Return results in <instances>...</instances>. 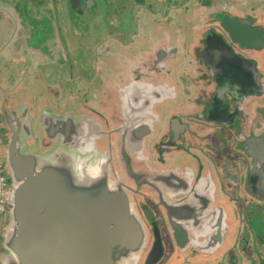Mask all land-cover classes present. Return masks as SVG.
<instances>
[{
	"label": "flooded vegetation",
	"instance_id": "obj_1",
	"mask_svg": "<svg viewBox=\"0 0 264 264\" xmlns=\"http://www.w3.org/2000/svg\"><path fill=\"white\" fill-rule=\"evenodd\" d=\"M57 1L58 13H63L59 2L66 4L68 1L75 11L80 8L78 12L83 16L97 4V0ZM116 1L110 0V5L113 6ZM191 1L202 4L200 9L204 17L210 18L211 13L216 11L211 7L214 0H210L212 3H207V0ZM52 2L55 0H47V3L33 0L35 7L42 10L35 17L41 13L49 17L51 13L56 21L60 14L55 13L56 6L53 7ZM127 2L122 7H116V13L124 15L130 5H135L137 8H134L131 21L137 28L129 32L127 40L124 38L128 29L120 26L127 20L126 14L120 19L122 23L115 24L117 35L115 31H108L99 43L112 40L120 48H133L139 57L132 53L113 57V65L124 63L133 68L123 85L125 90L116 91L114 103L119 107L114 105L111 110L116 125L105 129L97 139L91 136L90 131L85 134L89 139L95 137L100 143L102 136L106 138L105 146L96 143L97 148L107 156L105 164L100 167H108L111 183L118 181L125 185L132 207L145 228V244L134 261L127 264H151L149 257L157 239L161 242L162 255L153 264H264V245L260 246L264 241V226L258 233L255 232L249 221L253 211L244 208L245 200H251L256 205L254 212L257 216L264 215V74L261 70L264 69V48L242 46L223 26L224 17L229 15L249 18L253 26L264 28V21L261 20L264 15H224L223 9L222 17H214L204 24L205 30L194 41L189 39L187 46L171 36L165 44L152 47L153 50L147 52L157 34H166L162 27L164 19L169 18L164 12L165 5L162 8L153 0ZM177 6L174 5L173 9L182 8ZM94 11L90 13L94 14ZM154 12L159 13L160 20H153ZM21 13L19 11L18 15L22 24L30 30L34 24L29 22L26 12H23L24 17ZM111 18L109 16L115 22ZM59 22V29L66 30L61 19ZM160 22L158 30L149 29L152 23L157 25ZM213 31L222 34L239 54L253 60L261 77L260 92H256L254 85L244 88L242 84H233L225 92L228 104L225 105L219 93L220 88L226 89L225 83L221 81L219 86L213 68L201 54ZM169 55H172L174 64L170 62L172 59L168 60ZM170 66L171 70L168 69ZM172 66L177 73L181 69L182 75H169ZM185 94L189 96L188 104L195 107L191 112L184 108L182 101H174L181 95L183 100ZM154 104L157 109H154ZM159 104L166 106L165 112H172L165 121L160 117ZM44 109L41 107L36 116L31 115L30 110L25 114L22 108L11 113H14V127V118L23 124L20 137L25 149L43 152L45 156L50 152L56 154L61 145H69L66 141L71 136L66 130L78 139L69 123L64 126L63 132L59 129L51 135L44 123L47 122ZM2 110L0 127L6 147L11 128L3 119ZM157 118L161 122L159 128L151 125V121ZM104 121L106 124L107 119L103 118ZM89 163V160L83 161L85 169ZM174 174L181 180L176 179ZM1 244L3 253L0 254L4 258L8 256V251Z\"/></svg>",
	"mask_w": 264,
	"mask_h": 264
},
{
	"label": "water",
	"instance_id": "obj_2",
	"mask_svg": "<svg viewBox=\"0 0 264 264\" xmlns=\"http://www.w3.org/2000/svg\"><path fill=\"white\" fill-rule=\"evenodd\" d=\"M223 26L242 46L264 48V28L253 26L249 18L227 15ZM201 54L213 68L219 86L221 81L225 83L226 89L219 91L225 105H228L225 92L233 84H242L244 88L254 85L256 92L262 90L253 60L239 54L222 34L211 32ZM7 118L11 128L6 146L12 179L8 192L11 224L3 245L8 251L9 264L134 261L145 244L146 233L125 185L118 181L111 183L108 167L102 168L101 177L94 183L73 184L66 166L67 157L57 152L59 163L55 166L46 163L43 154L25 149L20 137L23 126L20 120L15 119L14 127L12 117ZM70 119L47 114L44 123L53 135L59 129L63 132ZM175 178L181 180L178 175ZM161 255V242L157 239L149 263H155Z\"/></svg>",
	"mask_w": 264,
	"mask_h": 264
},
{
	"label": "rangeland",
	"instance_id": "obj_3",
	"mask_svg": "<svg viewBox=\"0 0 264 264\" xmlns=\"http://www.w3.org/2000/svg\"><path fill=\"white\" fill-rule=\"evenodd\" d=\"M44 3H47V0H42ZM130 1V0H129ZM157 2L162 8L165 9L166 15L169 17L164 19L162 23V27L166 30L165 32H168L171 36H173L176 39L173 40H179L181 43H183L184 46H187V41L190 39V41H194L196 37H198L200 32L202 30H205L204 24H206L208 21L213 20L214 17L221 18L223 14V9H225L224 15L234 12L238 14H255V15H264V1L263 0H214L213 3L214 5H211L212 8H214L216 11L214 13H211V17H204L198 12V9H200V6L202 4L200 2L193 4L191 0H153ZM164 1V3H163ZM190 1V2H189ZM8 2L13 6L9 12H11L13 15L16 14L18 15V12H22L21 14L23 15V12H26L29 17V22H32L34 25L30 28V32L28 33L29 35V46L36 47V48H41L42 50L49 52V48L46 46V42L56 40L57 38H60L63 40V43L65 46H70L72 48L71 53L65 55V58L68 59V61H78L82 62V66L78 71V74H82L83 72L86 73V70H95L92 65V61L95 59V53L93 51V46L97 44V42H101L102 39H105V36L108 35V31H115L116 28H118L115 24L119 25L118 22H120V19L122 16H127V20L122 23L120 28L123 27L124 29H128L124 32V38L127 40V37H129V32L134 31L137 26L135 27V22L133 23L132 17L133 13L136 10V6L130 5L129 10L124 11V15H119L116 13V7H122L123 5L127 4V0H117L114 2V5H110V0H97V4L95 7H93L91 10L87 11L85 15H81L79 13V9L77 8V11H75L71 5H69L68 1L65 3H60V9H62L63 13L60 14V17L55 21L53 20V15L47 16V14L41 13L39 17L37 16L41 11L37 7H35V3H33V0H8ZM56 2V4H55ZM55 2H52V6L55 7V13L58 12V6H57V0ZM207 3H212L210 0H207ZM181 4V5H180ZM174 5H178L177 7H182L181 9L179 8L178 10H174ZM97 7V8H96ZM52 8V7H51ZM96 8V9H95ZM135 8V10H134ZM196 8V9H195ZM209 8V4L205 7V11L207 12ZM95 10V11H94ZM79 11V12H78ZM94 11V14H91L90 12ZM128 11V12H127ZM222 12V13H221ZM36 14V15H35ZM216 16H213L215 15ZM6 15V12L4 10H0V17ZM109 16H111L112 20L115 22L111 21L109 19ZM24 17V15H23ZM116 17V19H114ZM19 20L16 21L15 18L13 17L14 21L9 22V29L14 33V35L21 36L23 34L21 29V24H20V17L18 15ZM153 20H160V15L159 13L154 12L152 14ZM10 19V18H7ZM64 23L66 26V30L59 32L57 31V26L56 24ZM63 20V21H62ZM109 20V21H108ZM262 21H264V16L261 18ZM55 21V23H54ZM71 24V29L68 30L67 26ZM160 23H152V26L149 27V29H159ZM55 27H54V26ZM159 25V26H158ZM25 24L23 23V27ZM116 26V27H115ZM28 26H25L27 28ZM78 28L77 32H74L73 29ZM3 30L2 28L0 31ZM5 30V29H4ZM116 32V31H115ZM117 35V32L115 33ZM13 35V34H12ZM16 37V36H14ZM107 46H105L106 48ZM64 55L59 54L58 56V61L56 62L57 65H54L55 68H57L58 73L60 72L61 74L59 77H57V81L60 89H61V94L56 95V97L51 96L50 93L52 90L54 91L55 89L49 86V82L53 83L54 80L56 79V76H58V73L54 75L53 71L51 70L53 66L52 64H39V69L41 70V73L34 74L32 77V73H22V76H27L28 80L34 78L40 79V86L37 88H33L31 90V94L29 95V100L27 103H29L31 106H33L32 109L38 108L40 109L41 107L46 108V109H51L56 113L66 111L69 108H72L74 110L80 109L82 105L85 103L83 98L86 95L80 96L82 99L78 100H72V97H68V94L65 93L64 91V83H67L70 80V76L67 74L68 66L69 63L66 62V69L61 67L59 70V67L64 64ZM75 67V65H74ZM74 69V73H75ZM90 74L87 73V75ZM91 77V75L89 76ZM42 79L44 81H42ZM50 81H49V80ZM64 81V82H63ZM26 82V83H27ZM77 83L75 84L78 89L82 87V83L86 82L84 81H76ZM99 82V81H97ZM68 84V83H67ZM88 89H90L88 87ZM51 90V91H50ZM82 91V90H81ZM66 94V95H65ZM35 96V98L33 97ZM93 96V95H92ZM2 98L0 94V99ZM86 98H88L86 96ZM25 101H22V105L20 106L22 110L25 112V114L28 112L25 107ZM11 103L10 101L4 102L3 105V110H2V117L4 121H7V117L11 116L12 118L14 117V114L11 113V107L9 106ZM78 111V110H76ZM22 112V111H21ZM10 114V115H9ZM16 115V114H15ZM16 117V116H15ZM1 119V115H0ZM15 120V118H14ZM2 122L0 120V126ZM35 126V124H34ZM0 137L4 138V133L0 130ZM43 153V152H39ZM47 155H53V153H47ZM59 154L56 153L55 156H58ZM106 162V161H104ZM105 164V163H103ZM7 211L3 212L0 214V243H3L6 234L8 233L10 224H11V214H10V202L7 199ZM244 208L247 210L253 211L249 215V221L252 222L251 227L255 228V232L258 233V230H261V227L264 226V215L262 216H257V213L254 212L256 210V205L253 204L251 200H245L244 202ZM2 246V244L0 245ZM4 246V245H3ZM3 251V248L0 249V253ZM3 253V252H2ZM1 255V254H0ZM0 258H3L1 255Z\"/></svg>",
	"mask_w": 264,
	"mask_h": 264
},
{
	"label": "crops",
	"instance_id": "obj_4",
	"mask_svg": "<svg viewBox=\"0 0 264 264\" xmlns=\"http://www.w3.org/2000/svg\"><path fill=\"white\" fill-rule=\"evenodd\" d=\"M148 2V1H146ZM48 3L51 5V2L48 1ZM196 6V3H193ZM13 6L8 2V0H0V10H4L6 12V15L0 17V29L2 28L3 30L0 31V94L2 98L0 99V110L3 108L4 102L10 101V107L13 111H16V109L21 108L20 106L22 105V101H25V107L26 110H30V114L36 116L37 112H39L38 108L32 109L33 106H31L28 102L29 100V95H32L30 92L33 88H37L40 86L41 82L40 79L34 80V78L26 81L27 76H22V73H29L31 72L32 77L34 74L41 73V70L39 69V64H52L53 68L51 69L55 75H57L58 70L55 68L54 65H57L58 61V56L59 54L64 55V64L59 67V70L61 67L67 70L66 68V60L65 55L71 53L72 48L70 46H65L63 43V40L60 38H57L56 40H52L49 42H46V46L50 49L49 52H46L42 50L41 48H36L29 46V35L28 33L30 32L27 28L25 30L23 29V24L20 19V24H21V29L20 31L23 32L21 36L14 35V33L9 29V22H13L15 18L16 21L19 20L18 17L13 15L9 10H11ZM196 9V8H195ZM199 14L203 13L202 9H198ZM57 14H61L58 13ZM231 14L238 15V13H234L231 11ZM10 18V19H7ZM58 17L56 18V20ZM59 22V20H58ZM57 26V31L62 32L64 31L62 28L59 29V23L56 24ZM71 24L67 26V29H71ZM5 29V30H4ZM74 32L78 31V28L73 29ZM165 36H160L161 34H157L154 40L151 41L149 45L151 47L147 48L148 51H152V47L156 48L158 46H161L165 44V40L171 39V35L168 32H165ZM13 34V35H12ZM16 36V37H14ZM158 39L162 41H158ZM156 41V42H155ZM169 42V41H168ZM172 44V42H170ZM105 48V46H107ZM93 51L95 53V59L92 61L93 68L95 70H86V73L78 74V71L82 66V62H78L76 60L74 61H68L67 63L70 68L67 70V74L70 76V80L67 83H64V91L66 94H68V97H72V100H78L82 99L80 96L86 95L83 98L84 104L80 103L81 107L80 109H72L69 108L66 111H62L59 113L54 112L51 109H44L45 114H51L52 116H61V117H71V121L69 122V126L72 128L73 126L75 127V134H77V139H74V136L70 132H68V136H71L67 139L66 142L68 144H76L79 142H85L89 140L88 136L85 135L87 131L91 132V136H95L96 139L100 137L103 131L107 128H113L116 125L115 120L112 119V112L113 108L117 107L116 103H114V99L116 101V91L117 90H125V87L123 85L126 84L127 78L133 71V68L130 67L127 64L121 63L119 65H113L112 60L114 59L113 57H117L120 55L123 56H129L130 53L135 55L136 58H138L139 54L128 48H120L118 47V44L115 42L112 43V40L110 42L101 44L97 42L93 47ZM107 53H106V51ZM142 54V53H140ZM151 54V53H149ZM146 55V54H145ZM172 55H169L168 60L172 59ZM262 57V56H259ZM262 59V58H261ZM264 59V58H263ZM69 60V59H68ZM170 62L174 64V60L172 59ZM261 68L263 67V64L260 62L259 63ZM75 65V67H74ZM74 69L76 70L75 73L73 72ZM171 70L170 68H168ZM172 71L171 74L169 75H182L181 69L178 70L179 73H177V70H174L175 67L172 66ZM263 74H264V69H261ZM87 75V73H89ZM173 72V73H172ZM61 73H58V76H56V79L54 80L53 83L49 82V86L55 89L54 91L50 93L51 96L56 97V95L61 94V89L59 87L57 77H59ZM91 75V77H89ZM179 75V76H180ZM49 80V79H48ZM77 80L81 81H86L83 82L82 87L78 89V87L75 85ZM42 81H44L42 79ZM50 81V80H49ZM99 81V82H97ZM27 82V83H26ZM64 82V81H63ZM122 88H121V87ZM87 87V88H86ZM88 87L90 89H88ZM119 88V89H118ZM84 90L83 93H81V90ZM51 91V90H50ZM183 93V92H180ZM65 94V95H66ZM93 95V96H92ZM192 95V93H191ZM29 97V98H28ZM35 98V96H33ZM185 98L182 100V95L178 96L175 102L179 103L180 101L183 102L184 108L187 109L188 111L191 112L195 107L194 105L188 104V94H185ZM156 102V101H154ZM114 105H116L114 107ZM153 104H151V107ZM119 107V106H118ZM164 104H159V111H160V117L162 120H167L168 115H170L172 112H165ZM156 108V104H154V109ZM153 109V110H154ZM157 109V108H156ZM183 109V107H182ZM11 110V111H12ZM179 111V110H178ZM14 114V113H13ZM16 114V113H15ZM103 118H106V124L105 121H103ZM151 125L153 127H158L161 125L160 119L157 118L154 121H151ZM84 131V132H83ZM82 132L84 135L82 136ZM98 141V140H97ZM100 143L102 146L106 145V138L102 136L100 139ZM258 190V189H257ZM235 228H237L235 226ZM264 245V241L262 240V243L260 244Z\"/></svg>",
	"mask_w": 264,
	"mask_h": 264
},
{
	"label": "clouds",
	"instance_id": "obj_5",
	"mask_svg": "<svg viewBox=\"0 0 264 264\" xmlns=\"http://www.w3.org/2000/svg\"><path fill=\"white\" fill-rule=\"evenodd\" d=\"M57 152H62L67 157L68 163L66 166L73 184L79 185L85 181L90 184L101 177L102 168L100 166L107 159V156L97 148L95 137L81 144L61 145L58 147ZM43 159L53 166L59 163L55 154L45 155ZM84 160L90 161L86 169L83 166ZM12 258L15 259V256L13 255ZM0 264H9L7 256L0 258Z\"/></svg>",
	"mask_w": 264,
	"mask_h": 264
},
{
	"label": "built area",
	"instance_id": "obj_6",
	"mask_svg": "<svg viewBox=\"0 0 264 264\" xmlns=\"http://www.w3.org/2000/svg\"><path fill=\"white\" fill-rule=\"evenodd\" d=\"M12 188L10 169L6 161V147L0 137V214L7 211L8 192Z\"/></svg>",
	"mask_w": 264,
	"mask_h": 264
},
{
	"label": "trees",
	"instance_id": "obj_7",
	"mask_svg": "<svg viewBox=\"0 0 264 264\" xmlns=\"http://www.w3.org/2000/svg\"><path fill=\"white\" fill-rule=\"evenodd\" d=\"M0 130H2L1 127H0Z\"/></svg>",
	"mask_w": 264,
	"mask_h": 264
}]
</instances>
